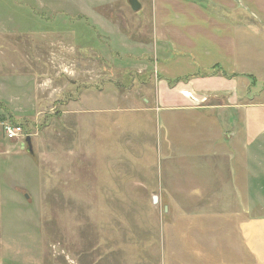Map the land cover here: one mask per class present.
I'll return each instance as SVG.
<instances>
[{"label": "rangeland", "instance_id": "obj_1", "mask_svg": "<svg viewBox=\"0 0 264 264\" xmlns=\"http://www.w3.org/2000/svg\"><path fill=\"white\" fill-rule=\"evenodd\" d=\"M149 1L135 12L128 0H0V264H128L144 251L151 196L130 177L113 187L119 166L144 169L157 137L152 115L116 98L145 108L155 90ZM85 13L129 54L111 56Z\"/></svg>", "mask_w": 264, "mask_h": 264}, {"label": "crops", "instance_id": "obj_2", "mask_svg": "<svg viewBox=\"0 0 264 264\" xmlns=\"http://www.w3.org/2000/svg\"><path fill=\"white\" fill-rule=\"evenodd\" d=\"M150 7L143 14L155 90L145 108L127 101L131 93L116 97L152 115L157 136L144 169L119 166L115 177L114 189L130 177L125 186L149 194L155 209L144 251L128 264H264V0H150ZM215 67L217 75L169 84Z\"/></svg>", "mask_w": 264, "mask_h": 264}, {"label": "trees", "instance_id": "obj_3", "mask_svg": "<svg viewBox=\"0 0 264 264\" xmlns=\"http://www.w3.org/2000/svg\"><path fill=\"white\" fill-rule=\"evenodd\" d=\"M85 17H87V16H85ZM88 18V17H87ZM82 20V19H81ZM81 20H79V21H76V22H78V23H81ZM90 23H92V20H91V22ZM99 28V31H101V33H98V32H95L96 34H95V36L97 37V39L98 40H100L102 43H107L108 44V49L109 50H107L108 52H110V54H111V56H114V57H121V58H124L127 54H129V52H126V51H124V52H122V49H120V48H117V49H115L114 51H111V48H113L112 47V41H108V37H106L105 36V33H108V32H106V30L105 29H103V28H101V27H99V26H97V25H95L94 26V29H96V28ZM102 34H104V36L102 35ZM95 36H93V39H91V40H93L94 41V37ZM92 38V37H91ZM111 47V48H110ZM100 52V51H99ZM140 53V52H139ZM123 54H124V57H122L123 56ZM143 54H145L144 52H143ZM153 54V53H152ZM141 56H142V53H141ZM148 59L149 60H151V58L150 57H148ZM151 62H154V60H152ZM220 68L219 67H215V72L213 73V72H211V73H198V74H193V75H188V76H186V77H182V78H178V79H176V80H171V81H169V84H170V86L171 87H174L176 84H178L179 82H188V81H190L192 78H195V77H208V76H212V75H217V72H216V70H219ZM228 78H231L232 77V75L231 76H227Z\"/></svg>", "mask_w": 264, "mask_h": 264}, {"label": "built area", "instance_id": "obj_4", "mask_svg": "<svg viewBox=\"0 0 264 264\" xmlns=\"http://www.w3.org/2000/svg\"><path fill=\"white\" fill-rule=\"evenodd\" d=\"M4 133H5V136L10 140H16L19 138H22L23 140H25V138H26L24 136L22 127L18 126V125L5 123L4 124Z\"/></svg>", "mask_w": 264, "mask_h": 264}, {"label": "water", "instance_id": "obj_5", "mask_svg": "<svg viewBox=\"0 0 264 264\" xmlns=\"http://www.w3.org/2000/svg\"><path fill=\"white\" fill-rule=\"evenodd\" d=\"M128 4L131 6L132 10L137 12L141 9V4L139 3L138 0H128ZM26 144H27V150L30 155H33V144H32V139L31 137L26 138ZM153 202L155 204L158 203V197L154 196Z\"/></svg>", "mask_w": 264, "mask_h": 264}]
</instances>
